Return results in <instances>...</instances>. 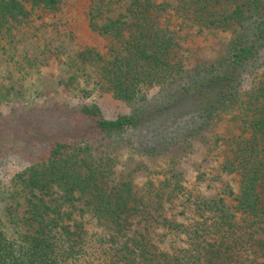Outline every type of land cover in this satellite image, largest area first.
<instances>
[{
    "label": "trees",
    "instance_id": "1",
    "mask_svg": "<svg viewBox=\"0 0 264 264\" xmlns=\"http://www.w3.org/2000/svg\"><path fill=\"white\" fill-rule=\"evenodd\" d=\"M26 1L50 12L59 2ZM175 2L184 12L179 17L199 27L230 31V40L210 64L180 70L170 62L173 39L153 16L154 9L163 12L167 4L134 0L126 17L95 25L99 34L119 44L107 83L113 97L129 105L130 113L115 119H104L86 108L77 113L64 108L42 113L50 116L48 124L62 127V138L39 142L48 158L42 167L31 169L25 180L29 190L25 193L24 231L17 241L0 232V264H264V0ZM29 16L30 11L20 2L0 0V38ZM249 79L254 84L249 93L254 101L247 121L249 136L235 143L230 165L239 176L237 195L228 192L234 204L224 198L202 202L199 207L209 215L184 227L182 247L160 250L143 234L126 233L130 207L122 191L94 201L93 207L105 211L102 217L111 225V233L105 236L89 233L82 223L65 218L58 205L52 207L40 196L39 190L49 191L55 182L63 184L69 195L96 187L97 171L104 168L96 165L86 175L77 171L65 154L72 141L86 134L94 136L97 143L88 140L85 147L101 158L107 156L109 145L124 142H117V137L127 130L126 141L139 152L179 150L197 140L216 116L235 103ZM153 87L157 91L150 95ZM24 119L22 115L0 119V132L30 131L23 128ZM109 139L111 144L106 142ZM159 223L172 227L165 219Z\"/></svg>",
    "mask_w": 264,
    "mask_h": 264
},
{
    "label": "rangeland",
    "instance_id": "2",
    "mask_svg": "<svg viewBox=\"0 0 264 264\" xmlns=\"http://www.w3.org/2000/svg\"><path fill=\"white\" fill-rule=\"evenodd\" d=\"M16 1L30 11V16L0 38V119L22 115L23 128L30 130L20 135L0 132V232L15 241L24 231L25 193L29 190L25 180L31 169L42 167L48 158L39 142L62 138V127L48 124L50 116L42 113L56 108L77 113L86 108L104 119L130 113L129 105L114 98L107 83L110 62L119 44L99 34L95 25L126 17L134 0H59L51 12L32 7L26 0ZM148 2L167 4L163 12L154 9L153 16L157 26L173 39L170 62L177 69L210 64L231 38L230 31L199 27L179 17L184 12L175 0ZM251 80L245 82L235 103L187 146L162 154L142 153L126 141L130 135L126 130L117 137V142H124L109 145L107 156L99 158L86 149L88 140L97 143L94 136L86 134L72 141L65 154L83 175L96 165L104 168L97 171L96 187L69 195L63 184L55 182L49 191L34 193L50 206L58 205L65 218L82 223L89 233L105 236L111 233V225L102 217L105 211L93 207L94 201L98 196L122 191L130 207L126 233L143 234L160 250L182 247L184 227L209 215L199 207L202 202L224 198L234 204L228 192L237 195L239 176L230 170L235 158L232 150L235 143L249 136V108L254 105L249 98L254 86ZM156 91L153 87L149 94ZM106 142L111 144L112 140ZM162 219L172 225L171 229L159 223Z\"/></svg>",
    "mask_w": 264,
    "mask_h": 264
}]
</instances>
